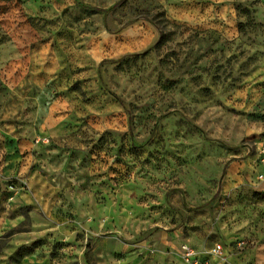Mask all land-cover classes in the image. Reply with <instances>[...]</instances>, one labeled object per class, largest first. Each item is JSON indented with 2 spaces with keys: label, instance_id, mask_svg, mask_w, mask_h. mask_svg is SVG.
<instances>
[{
  "label": "rangeland",
  "instance_id": "374dc122",
  "mask_svg": "<svg viewBox=\"0 0 264 264\" xmlns=\"http://www.w3.org/2000/svg\"><path fill=\"white\" fill-rule=\"evenodd\" d=\"M185 245L264 264V0H0V264Z\"/></svg>",
  "mask_w": 264,
  "mask_h": 264
},
{
  "label": "built area",
  "instance_id": "2783aa9c",
  "mask_svg": "<svg viewBox=\"0 0 264 264\" xmlns=\"http://www.w3.org/2000/svg\"><path fill=\"white\" fill-rule=\"evenodd\" d=\"M39 140H36L38 142ZM220 251V246L215 245L212 249V253L217 254ZM182 261L184 264H203L200 260H198L193 251L188 246H183L182 248Z\"/></svg>",
  "mask_w": 264,
  "mask_h": 264
}]
</instances>
